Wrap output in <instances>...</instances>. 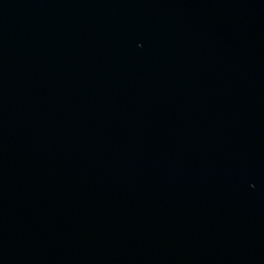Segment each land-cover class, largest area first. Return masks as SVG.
Returning a JSON list of instances; mask_svg holds the SVG:
<instances>
[{
  "label": "water",
  "instance_id": "1",
  "mask_svg": "<svg viewBox=\"0 0 264 264\" xmlns=\"http://www.w3.org/2000/svg\"><path fill=\"white\" fill-rule=\"evenodd\" d=\"M0 264H264V0H0Z\"/></svg>",
  "mask_w": 264,
  "mask_h": 264
}]
</instances>
